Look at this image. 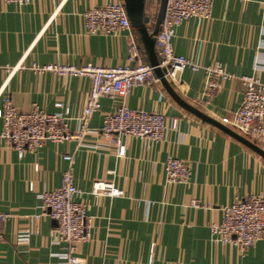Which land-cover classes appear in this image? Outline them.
<instances>
[{
    "label": "crops",
    "instance_id": "0c3cea01",
    "mask_svg": "<svg viewBox=\"0 0 264 264\" xmlns=\"http://www.w3.org/2000/svg\"><path fill=\"white\" fill-rule=\"evenodd\" d=\"M111 1L33 0L19 5L0 0V67L5 68H0V107L8 96L22 112L38 106L56 114L68 108L69 129L75 132L91 80L29 67L33 62L99 67L147 63L133 27L117 35L88 32L85 12ZM147 5L148 12H155L158 3ZM133 42L139 56L135 62L129 59ZM173 44L177 55L201 66L221 62L235 78L223 81L206 100L205 72L182 71L181 84L174 89L190 109L161 82L137 87L126 99L105 97L85 136L49 141L34 153L21 156L0 139V211L11 215L1 225L0 264L62 263L64 245L54 242L56 222L42 214L39 195L61 186L66 155H73L81 191L76 199L87 204L91 224L88 241L77 248L81 264H264V239L241 253L233 244L215 241L211 232V225L221 222L224 207L252 195L264 197V144L237 139L226 123L234 121L242 102L240 77L252 75L258 62L264 67V0H215L209 19L192 18L176 28ZM123 102L131 109L164 114L166 138L155 143L127 137L126 155L118 157L100 129L104 115ZM170 156L189 165L188 183L166 181ZM96 181L112 182L125 195L96 196ZM37 214L41 217L36 219ZM22 233L29 237L18 241Z\"/></svg>",
    "mask_w": 264,
    "mask_h": 264
},
{
    "label": "built area",
    "instance_id": "2783aa9c",
    "mask_svg": "<svg viewBox=\"0 0 264 264\" xmlns=\"http://www.w3.org/2000/svg\"><path fill=\"white\" fill-rule=\"evenodd\" d=\"M215 0H168L164 20L156 36V52L159 68L164 71L165 78L174 86L181 84L180 73L185 69L204 71L206 83L203 98L212 99L223 81L235 78L221 62L209 66H201L191 59L177 55L174 51L173 39L175 30L184 22L192 19H209ZM4 3L29 5L33 0H3ZM160 5V0H146ZM151 27L157 14L149 10ZM87 30L90 34L117 35L131 30L127 10L123 1L114 0L103 6L93 7L84 14ZM138 48L133 42L130 49V61L138 58ZM4 68V67H0ZM10 69V67H7ZM21 68V67H18ZM30 69L39 72H51L64 77L89 78L92 82L83 112L78 117V129H69L68 115L64 113L49 114L35 106L29 112L20 111L11 98L4 96L0 107V119L3 121V131L0 139L8 146L18 151L19 155L26 152L34 153L46 142L63 143L79 140L90 131L92 116L101 109V100L105 97H120L126 99L137 87H154L159 81L155 75V67L148 63H137L136 66L121 65L117 67H99L93 64L84 66L66 64L40 65L33 62ZM5 69V68H4ZM264 67L256 63L254 73L240 77L244 85L242 102L235 113L233 122L226 123L231 130L245 139H256L264 144ZM62 107V105H59ZM178 121L173 120L172 127L177 129ZM168 132V120L164 114L131 109L123 102L118 108L104 115L100 135L109 145L116 147L118 157H124L127 146L124 139L138 137L151 142H162ZM68 168L63 173L59 188L41 193L42 214L56 222L53 229V239L57 244L64 245V257L61 264H81L76 256L80 243L89 239L90 219L87 215V204L76 199L81 193L78 189L74 173L73 155L64 156ZM166 181L169 184H186L191 177V169L183 160L170 156L165 163ZM96 196L123 197L125 191L112 182L96 181L93 185ZM198 206V204H196ZM9 213L0 211V242L4 240L1 225L10 219ZM37 214L35 218H40ZM212 236L222 244H233L241 253L253 248L264 239V197L252 195L236 200L233 205L223 208V218L220 223L211 225ZM29 233L18 235V241L27 240Z\"/></svg>",
    "mask_w": 264,
    "mask_h": 264
},
{
    "label": "water",
    "instance_id": "95a60500",
    "mask_svg": "<svg viewBox=\"0 0 264 264\" xmlns=\"http://www.w3.org/2000/svg\"><path fill=\"white\" fill-rule=\"evenodd\" d=\"M129 20L132 27L136 30L138 35V42L143 46L145 54L147 56V63L150 66L155 67V75L159 81L166 87L170 94L174 97L178 103L191 108L185 102L182 101L181 97L176 93L174 86L165 78L164 71L160 69L159 59L156 52V36L160 30L161 24L164 20L168 0H160V7L155 20L152 22L151 27L148 26L150 23V17L147 15V4L146 0H123ZM194 111V109H192ZM196 112V111H195ZM202 117H205L201 115ZM237 139L252 145L248 140L234 133L228 131ZM254 147V146H252ZM259 150V149H258Z\"/></svg>",
    "mask_w": 264,
    "mask_h": 264
}]
</instances>
